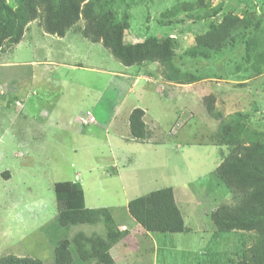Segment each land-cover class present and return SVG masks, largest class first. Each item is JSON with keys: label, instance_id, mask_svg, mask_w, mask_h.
I'll use <instances>...</instances> for the list:
<instances>
[{"label": "rangeland", "instance_id": "obj_1", "mask_svg": "<svg viewBox=\"0 0 264 264\" xmlns=\"http://www.w3.org/2000/svg\"><path fill=\"white\" fill-rule=\"evenodd\" d=\"M148 1L137 0L131 11L129 37L133 42L149 36L177 39L174 64L180 67L177 74L187 75L179 83L159 63L167 83L136 76L138 67L124 66L102 44L82 37V21L65 39L45 33L34 21L21 43L0 50V258L13 255L53 264L60 241L77 234L106 236L102 220L67 227L58 221L54 185L73 181L89 197L88 209L117 205L118 225L133 224L125 200L166 188L183 195L186 231L153 233L154 243L142 242L126 254L118 250L124 244L118 238L110 251L117 264H237L242 259L246 234L221 233L210 219L221 204L235 203L217 175V163L228 154L216 142L217 131L222 120L243 113L251 130L264 132V61L258 72L251 69L245 42L232 40L209 59L185 52L216 21L219 8L241 17L252 13L257 21L264 19V0H205L203 9L197 0ZM183 1L196 6L164 15ZM69 36L74 38L68 41ZM255 36L264 56V22ZM212 95L220 119L207 110L206 99ZM138 106L147 111L152 137L162 143L131 140L126 123ZM91 117L96 122L90 123ZM123 146L134 154H120ZM112 164L123 172L113 176L104 170ZM187 212H193L192 220ZM111 213L115 216L113 209ZM252 242L246 240V246Z\"/></svg>", "mask_w": 264, "mask_h": 264}, {"label": "trees", "instance_id": "obj_2", "mask_svg": "<svg viewBox=\"0 0 264 264\" xmlns=\"http://www.w3.org/2000/svg\"><path fill=\"white\" fill-rule=\"evenodd\" d=\"M136 2L137 0H0V50L5 44L16 46L21 43L27 26L34 21H39L45 33L60 38H64L82 21V37L92 43L102 44L124 66L142 68L159 63L171 71L169 79L179 83L181 75L185 78L187 75L177 74L180 67L174 64L179 47L177 39L170 35L163 38L149 36L142 41L133 42L129 37L131 11L135 9ZM145 2L149 3L148 0H144ZM194 4L196 6V2ZM194 4L187 1L175 2L173 8L164 15L173 16L184 10L188 11ZM206 5L205 0H197L199 8L203 9ZM253 17L252 13L246 12L242 17L232 11L223 13L219 8L218 15L214 16L216 21H211L207 32L196 37V46L187 50L185 56L209 59L214 52H223L231 40L233 43L245 42L250 67L258 72L259 62L264 61V56L260 52V37L255 34L264 19L259 17L254 21ZM236 33L238 35L234 37ZM206 101L208 112L220 119L221 115L214 110L215 97H207ZM144 115L143 110L135 109L129 116L133 139L145 140L149 134L143 121ZM249 120L247 114H233L221 121L217 131L216 142L228 148L227 156L222 158L216 169L217 175L230 191L235 203L221 204L211 218L216 230L221 233L236 231L246 234L243 235V256L237 264H264V132L251 130ZM54 191L60 224L67 227L95 224L102 220L107 234L97 238L77 234L71 241H60L54 250L53 264H76L77 261L81 264H115L110 251L118 238L124 235L117 230L112 209H88L84 190L79 182L55 183ZM127 211L130 218L148 233L175 234L184 233L187 229L172 188L157 190L134 199L129 203ZM246 240L253 241L252 245L246 246ZM0 264L44 263L39 259L7 255L0 258Z\"/></svg>", "mask_w": 264, "mask_h": 264}, {"label": "crops", "instance_id": "obj_3", "mask_svg": "<svg viewBox=\"0 0 264 264\" xmlns=\"http://www.w3.org/2000/svg\"><path fill=\"white\" fill-rule=\"evenodd\" d=\"M66 38V37H65ZM64 38V39H65ZM70 38H74L73 36L72 37H68V41H70ZM75 39H77V37L75 38ZM74 39V40H75ZM159 68L160 69V72H158V73H156L155 72V70H154V68ZM136 76H139V77H141V76H144V77H146V80H153V79H155V78H159V79H161V80H163L165 83H167L166 81H165V73H164V71H163V68H162V66H160V65H158V63H152V64H150V65H147V66H144V67H142V68H139L137 71H136V74H135ZM122 77H123V75H122ZM138 77V78H139ZM148 78H150V79H148ZM154 81V80H153ZM177 86H180V85H177ZM124 101V100H123ZM136 109H141V110H143L144 111V113H145V115H144V119H143V121H144V123L146 124V127H147V130H148V132H149V134H148V136H147V138H145V140H136V139H133V138H131V140L132 141H137V142H142V143H152L153 141H155V142H157V143H162L161 141L162 140H159L158 141V139H154L153 137H152V131H151V128H150V126H149V124H148V122L146 121V116H147V111L145 110V109H142L141 108V106H138ZM133 110H135V109H133ZM132 110V111H133ZM131 114V113H130ZM83 117V116H82ZM81 118V117H80ZM126 125H128V127H129V117H128V121H127V123H126ZM98 127L99 128H101V127H103V125L101 124V125H98ZM129 132H130V130H129ZM131 134V133H130ZM121 139H123V137H121ZM124 140L125 141H128L129 140V137H128V135H126V136H124ZM198 144H201L200 142L198 143ZM123 148L124 149H122V147L120 148L121 149V151H120V154H124L125 152H127V154H126V156L129 158V156H131V155H133L134 153H133V151H129L126 147H124L123 146ZM134 150V149H133ZM221 162H222V160H221ZM221 162H219V163H217V167L216 168H218V166L221 164ZM109 167V166H108ZM108 167H106V169H104V170H107V172L109 173V174H111V175H113V176H118L121 172H123V170H118V168H117V165L115 164V165H113L112 164V166H110V168H108ZM157 190H159V189H156V190H152V192H155V191H157ZM161 190V189H160ZM173 190V189H172ZM151 192V193H152ZM173 192H174V197H175V201H176V204H177V206L179 207V209H180V211H181V213H182V210H181V208H180V204L184 201V199H183V195L179 192V194L177 193V192H175L174 190H173ZM85 194V204H86V200H87V198H89V197H87V195H86V193H84ZM136 198H138V197H136ZM225 200H227V199H225ZM225 200H223V201H225ZM129 201L127 202L126 200H125V205L126 206H128L129 205ZM90 204H92V203H90ZM86 207H88L87 206V204H86ZM112 208V207H111ZM116 208H117V205L116 206H114L112 209H113V211H114V214L117 212V210H116ZM216 210V209H215ZM215 210L214 211H212V213H214L215 212ZM211 212V211H210ZM209 212V213H210ZM208 213V214H209ZM212 213H211V215H212ZM127 214H128V211H127ZM187 214H188V212H187ZM113 215V214H112ZM183 215V214H182ZM211 215H210V219L212 220V218H211ZM114 217H116V214H115V216H113V219H114V221L116 220ZM128 217H129V220L130 221H133L131 218H130V216H129V214H128ZM183 218H184V221H185V217H184V215H183ZM188 218L189 219H193V212H190L189 214H188ZM213 222V221H212ZM115 223H116V221H115ZM185 224H186V221H185ZM116 226H117V230L120 232V233H122L124 236H123V241H124V244H118V248H120V249H118V250H121V253L122 254H126V253H129V249H132L134 246H137V245H140L142 242H144V243H148V242H150V243H154V240H153V233H148V232H146L140 225H138L135 221H133V224L132 225H128V224H126V223H123V224H120V225H118L117 223H116ZM186 227H187V224H186ZM214 227H215V225H214ZM123 228H126V230H124L123 231ZM216 228V227H215ZM117 245V244H116ZM121 247H122V249H121ZM112 255V254H111ZM114 259V258H113ZM114 261H115V263H116V260L114 259ZM117 264V263H116Z\"/></svg>", "mask_w": 264, "mask_h": 264}, {"label": "built area", "instance_id": "obj_4", "mask_svg": "<svg viewBox=\"0 0 264 264\" xmlns=\"http://www.w3.org/2000/svg\"><path fill=\"white\" fill-rule=\"evenodd\" d=\"M88 119H89V117H87V121H88ZM87 121H86V122H87ZM89 122H90V123H94V122H96V120H95L94 118L91 117Z\"/></svg>", "mask_w": 264, "mask_h": 264}, {"label": "clouds", "instance_id": "obj_5", "mask_svg": "<svg viewBox=\"0 0 264 264\" xmlns=\"http://www.w3.org/2000/svg\"><path fill=\"white\" fill-rule=\"evenodd\" d=\"M125 230V229H124Z\"/></svg>", "mask_w": 264, "mask_h": 264}]
</instances>
